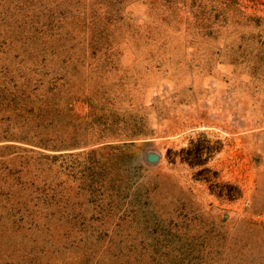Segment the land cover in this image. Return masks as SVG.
Listing matches in <instances>:
<instances>
[{
	"label": "rangeland",
	"instance_id": "obj_1",
	"mask_svg": "<svg viewBox=\"0 0 264 264\" xmlns=\"http://www.w3.org/2000/svg\"><path fill=\"white\" fill-rule=\"evenodd\" d=\"M0 264H264V0H0Z\"/></svg>",
	"mask_w": 264,
	"mask_h": 264
}]
</instances>
